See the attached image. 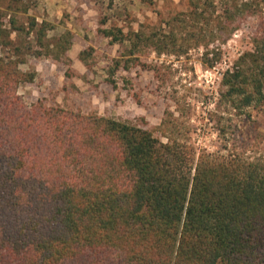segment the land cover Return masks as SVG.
<instances>
[{"label":"trees","instance_id":"obj_1","mask_svg":"<svg viewBox=\"0 0 264 264\" xmlns=\"http://www.w3.org/2000/svg\"><path fill=\"white\" fill-rule=\"evenodd\" d=\"M199 9L194 18L210 20ZM261 11L258 0H227L212 18L210 39L222 42L258 19L252 48L222 77L238 107L264 103ZM51 29L43 22L38 39ZM11 33L0 10V264H264V159L197 150L173 130L164 141L146 120L28 104L18 89L36 73L3 55ZM203 33L195 44L209 50ZM155 35L136 32L132 47L149 40L182 55L191 46ZM129 67L116 59L112 71Z\"/></svg>","mask_w":264,"mask_h":264},{"label":"rangeland","instance_id":"obj_2","mask_svg":"<svg viewBox=\"0 0 264 264\" xmlns=\"http://www.w3.org/2000/svg\"><path fill=\"white\" fill-rule=\"evenodd\" d=\"M226 1L0 0L12 30V43L2 53L23 60L21 68L36 73L33 82L18 89L28 104L43 99L84 113L146 120L164 141V132L173 130L197 150H234L264 159V103L238 107L223 96L222 84L227 68L252 48L251 31L258 19L244 21L225 42L211 40L212 18ZM258 1L264 16V0ZM195 6L210 20L194 18ZM43 22L52 29L39 40ZM106 29L118 36L121 30L126 39L106 36ZM201 29L209 50L195 44L193 34ZM136 32L156 34L155 41L174 32L191 46L182 55L159 54L149 40L134 48ZM116 59L128 62L129 69L113 72ZM144 64L157 65L161 78Z\"/></svg>","mask_w":264,"mask_h":264}]
</instances>
